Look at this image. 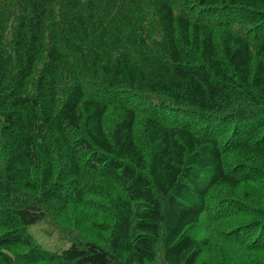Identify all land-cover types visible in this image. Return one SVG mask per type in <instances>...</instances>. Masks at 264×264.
Listing matches in <instances>:
<instances>
[{
  "label": "trees",
  "instance_id": "trees-1",
  "mask_svg": "<svg viewBox=\"0 0 264 264\" xmlns=\"http://www.w3.org/2000/svg\"><path fill=\"white\" fill-rule=\"evenodd\" d=\"M0 264H264V0H0Z\"/></svg>",
  "mask_w": 264,
  "mask_h": 264
},
{
  "label": "rangeland",
  "instance_id": "rangeland-1",
  "mask_svg": "<svg viewBox=\"0 0 264 264\" xmlns=\"http://www.w3.org/2000/svg\"><path fill=\"white\" fill-rule=\"evenodd\" d=\"M29 233L32 234L44 247L51 251H59L69 247L70 243L61 240L56 229L46 222H41L29 227Z\"/></svg>",
  "mask_w": 264,
  "mask_h": 264
}]
</instances>
